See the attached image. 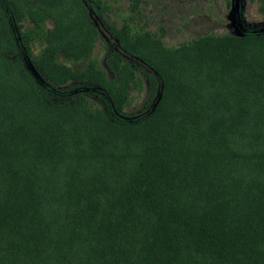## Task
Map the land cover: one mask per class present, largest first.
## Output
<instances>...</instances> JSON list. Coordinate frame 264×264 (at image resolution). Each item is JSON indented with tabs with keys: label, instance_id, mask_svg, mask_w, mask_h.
<instances>
[{
	"label": "trees",
	"instance_id": "obj_1",
	"mask_svg": "<svg viewBox=\"0 0 264 264\" xmlns=\"http://www.w3.org/2000/svg\"><path fill=\"white\" fill-rule=\"evenodd\" d=\"M100 3L0 0V264H264V30L124 21L110 75ZM138 61L153 107L110 118L83 89L123 110Z\"/></svg>",
	"mask_w": 264,
	"mask_h": 264
},
{
	"label": "rangeland",
	"instance_id": "obj_2",
	"mask_svg": "<svg viewBox=\"0 0 264 264\" xmlns=\"http://www.w3.org/2000/svg\"><path fill=\"white\" fill-rule=\"evenodd\" d=\"M264 0H141L137 9H131V0H102L93 15L100 28L93 55L110 75L115 74V65L111 53L116 49L115 40L109 33L110 26L126 21L131 32L147 28L162 36L166 46H176L195 34L206 32H234L242 34L246 30L259 28L264 30V9H260ZM48 25L51 23L48 22ZM43 44L38 40L32 43L31 52L37 54ZM20 54L14 53L13 56ZM140 76L130 88V102L121 111L111 110L104 96L88 89L94 104L104 109L110 118L134 119L153 107L159 86L148 68L140 61L132 63ZM83 85V83H79ZM51 100L61 101L63 96L49 94Z\"/></svg>",
	"mask_w": 264,
	"mask_h": 264
}]
</instances>
